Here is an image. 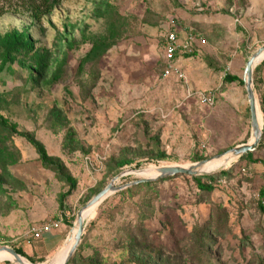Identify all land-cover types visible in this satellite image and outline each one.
<instances>
[{
    "label": "rangeland",
    "instance_id": "obj_1",
    "mask_svg": "<svg viewBox=\"0 0 264 264\" xmlns=\"http://www.w3.org/2000/svg\"><path fill=\"white\" fill-rule=\"evenodd\" d=\"M171 16L202 38L184 80L161 76ZM12 29L29 32L35 51L6 55L0 46V115L15 126L0 121V247L22 249L31 264H53L74 239L78 213L117 178L121 190L82 211L71 256L80 261L70 264H264V59L253 69L263 128L253 162L129 185L251 141L241 81L264 45V0H61L40 23L5 13L0 35ZM209 92L213 104L200 98ZM21 132L44 146L57 169ZM124 160L130 163L120 166ZM211 174L218 176L211 189H200L195 176ZM49 222L58 227L31 238L32 228ZM201 229L212 234L203 245Z\"/></svg>",
    "mask_w": 264,
    "mask_h": 264
},
{
    "label": "trees",
    "instance_id": "obj_2",
    "mask_svg": "<svg viewBox=\"0 0 264 264\" xmlns=\"http://www.w3.org/2000/svg\"><path fill=\"white\" fill-rule=\"evenodd\" d=\"M61 0H5V3H2L0 0V17L4 15L5 13L8 12H13V13H19V14H26L28 15L34 22L40 23L42 19L50 15L54 9L60 5ZM0 46H3L5 48V54L9 55L12 52H21L25 54H31L35 51V40L32 38L31 34L27 31H20L18 29H12L9 32L5 33L4 35H0ZM7 58L4 60L6 61ZM227 81H237L239 80L237 77H231L228 76L226 78ZM241 83H244L241 81ZM262 110L264 112V106L262 107ZM0 121L3 124L5 128L8 129V127H15L14 125H11L8 123V121L0 115ZM10 125V126H9ZM21 134L26 137V139L36 148L40 159L44 163V165L48 166L51 169H57L56 164L52 161V159L48 156L44 146L35 138H33L30 134L27 132H21ZM263 145L262 143L259 144L258 148H261ZM4 150L3 148H0V151ZM247 159L250 162H253V153L252 151L244 154L241 156L238 161H243ZM127 163H130V160H124L123 162L120 163V166H123ZM238 163V162H236ZM234 162V164H236ZM234 164H232L231 168L234 167ZM222 170V174L225 173H230L232 170ZM202 177H205L208 179L207 183L202 182ZM218 178L216 174H211V175H203V176H195V180L197 181L198 187L202 190H210L212 182L215 181ZM68 181L71 183L73 186L75 181L73 178L69 177L67 178ZM69 194V192H68ZM68 194L62 195L63 198H61V201L63 203V199L65 196ZM260 196L262 200H264V187L260 191ZM261 209L264 212V205H261ZM205 232V233H204ZM199 237H202V242L201 244L203 245L204 242L206 241V237L210 236L211 233L209 231H205V229H201L198 232ZM210 239V238H209ZM210 241V240H209ZM206 244V243H205ZM19 254L26 256L24 251L22 249H15ZM80 261L78 255L71 257L69 260V263H78Z\"/></svg>",
    "mask_w": 264,
    "mask_h": 264
},
{
    "label": "water",
    "instance_id": "obj_3",
    "mask_svg": "<svg viewBox=\"0 0 264 264\" xmlns=\"http://www.w3.org/2000/svg\"><path fill=\"white\" fill-rule=\"evenodd\" d=\"M262 54H264V45L261 46L260 48H258V50L249 58V60L247 61L246 69H245L244 84H245V88H246L247 98L249 101V107H250V113H251L252 134L254 136V140L251 143L247 142V143L237 145V146L231 148L228 152H226V153H229L231 157H235L237 159H239L241 156H243L244 154H246L250 151H254L257 148V146L259 145V142L261 140L262 133H263V130H262L263 128L259 123L258 106H257V100H256V96H255L254 85H253V69H254V66L257 62L256 60L258 58H261ZM221 156H218V157H221ZM218 157H216V158H218ZM208 160L200 161L196 164L189 166L188 168H184L182 166H172V167L159 168V170L161 172L159 176H157L155 178H145L142 180H137L135 182H131L129 185L137 184L140 182L156 180V179H159L161 177L170 176V175H174V174H178V173H185V174H190V175H200L201 173H203L200 171V169ZM116 179L117 178H114L103 190L98 192L86 204V206L78 213L77 220H78L79 226H78V231H77L76 238H75V243L72 246L68 257L63 264H67L70 257L73 255L78 244L81 241V238L83 235V230H84V222H85V220L82 217V211L89 208L90 206L97 205V204L101 203L112 192L121 190L123 188V186H115V180ZM1 250L8 251L9 253L13 254L18 261H22L21 255L15 249H13L9 246H1L0 251Z\"/></svg>",
    "mask_w": 264,
    "mask_h": 264
},
{
    "label": "built area",
    "instance_id": "obj_4",
    "mask_svg": "<svg viewBox=\"0 0 264 264\" xmlns=\"http://www.w3.org/2000/svg\"><path fill=\"white\" fill-rule=\"evenodd\" d=\"M184 32L185 37L181 39L180 33ZM201 34L194 30V28L185 26L182 20L176 16L168 18V28L163 34L162 45V72L163 79L175 77L178 80L186 78L185 70L179 58L182 55L192 56L195 52V47L201 41ZM201 100L206 104L214 103V95L203 93L200 96ZM58 227V223L49 222L42 226V228H32L29 232L32 239L39 240L44 237L46 233H50Z\"/></svg>",
    "mask_w": 264,
    "mask_h": 264
},
{
    "label": "bare ground",
    "instance_id": "obj_5",
    "mask_svg": "<svg viewBox=\"0 0 264 264\" xmlns=\"http://www.w3.org/2000/svg\"><path fill=\"white\" fill-rule=\"evenodd\" d=\"M263 58H264V54H262L261 58H258L256 61L262 60ZM253 140H254V136H252V139H251V141L249 143H251ZM236 159L237 158H235V157H231L229 153H225L221 157L215 158L214 160H211V161L208 160L202 166V168L200 169V171L201 172H209V171H207V169H214L216 167H219L220 168L221 166H229ZM184 168H188V167H184ZM156 173H158L157 176L160 175L161 172H160L159 168L157 169ZM94 206L95 205L90 206V208L88 209V212H90L93 209ZM82 217H83V215H82ZM78 226H79V224H78ZM77 231H78V229H77ZM77 231H76V233L74 235V239H72V242L70 244H68L66 247H64L58 253V255L56 256V258H54L55 259L54 262L52 261L53 264H63L65 262V260L67 259L68 255H69V252H70L72 246L75 243V238H76ZM5 259H12L17 264H31L30 262H28L27 260H25L23 257L21 258L22 261H18L13 254L9 253L8 251L1 250L0 251V260H5Z\"/></svg>",
    "mask_w": 264,
    "mask_h": 264
},
{
    "label": "crops",
    "instance_id": "obj_6",
    "mask_svg": "<svg viewBox=\"0 0 264 264\" xmlns=\"http://www.w3.org/2000/svg\"><path fill=\"white\" fill-rule=\"evenodd\" d=\"M183 23H184L185 26H188V25L185 24L184 21H183ZM189 27H192V26H189ZM192 28H193V27H192ZM180 37H181V39H183V38L185 37V33H184V32H181V33H180ZM191 58H192V57H190V56H186V55H182V56H180V58H179V62L181 63V65L183 66V68H185V63H187V61L190 60Z\"/></svg>",
    "mask_w": 264,
    "mask_h": 264
}]
</instances>
